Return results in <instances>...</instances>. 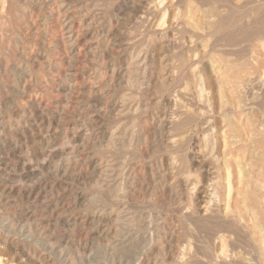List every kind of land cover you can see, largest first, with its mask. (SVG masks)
Here are the masks:
<instances>
[{
    "label": "rangeland",
    "instance_id": "obj_1",
    "mask_svg": "<svg viewBox=\"0 0 264 264\" xmlns=\"http://www.w3.org/2000/svg\"><path fill=\"white\" fill-rule=\"evenodd\" d=\"M34 1L31 3L29 1L25 2V0L19 1V4L22 7H26L32 11L33 15L27 16L28 18L26 16H23V13L18 12L17 7H15V4L18 3V1L8 0L6 4L8 12L10 11V16L6 18V20H8L10 26H8V22L6 21V30L8 31L4 33L3 43H0V125H5V123L10 122L11 129L8 128L9 131H7V133L3 137V143L1 144L3 149L5 142L9 143L10 141H14L21 146V150H19V152L17 151V153L14 155L12 154L13 152L10 149H4V153L5 155H7L5 157L10 159L11 161L14 160V163L16 162L18 164L17 166L19 167L14 169V166H10V163L7 166L8 168L2 167L4 170L1 169V176L3 178H0V183L3 182L4 179H9V181H11L12 183L18 182L20 176L23 174L21 167L23 168V165L27 160L26 158H28L31 163H29V161L27 160V164H29L31 168H34V166L36 168H32L33 170H35L34 174L24 178L23 181L28 182L32 180L36 184H48L49 188L46 191L40 192L37 188L35 196L38 194L41 195V199L39 200L41 203L39 201H35V218L27 224V221L24 220L25 222L23 224H26L29 227L33 228V232L36 233V238L41 236V232H43L44 229H48L46 230V232H48V235L54 233L58 238H63L64 240H67V238L69 239L70 237V243L69 246L65 249L64 255L60 258L55 254H51L50 252L39 248V246L34 247L33 249L39 251V254L41 252L44 257L46 256L47 261H49L51 264H68V262L69 264H176L173 263V261L175 260L173 254L177 250V248H181L182 244L183 246L188 247L190 246V243H193L192 246L194 251L192 250V252H188L189 254H187L185 258L188 261H196L200 259L206 260L205 256L207 255V250L209 247H212L217 251L220 249V246L217 247V243L215 244V239L219 235L225 233L227 235L230 234V238H232V240H235L236 238L235 234L232 233L231 229L226 226L227 224H225V220L227 221L228 217L235 219L237 216V214H235L236 216L234 215L235 210H232L234 211L233 214L231 212L232 215H230V213L229 215L224 214L227 213V211L231 210L230 208L226 211L224 210V208H222L223 205L224 207L226 205L224 202L227 203L228 199H225L226 201L223 199L228 197L227 193H220L221 196L219 195V202H210V208L212 207L211 211H214V216H216L217 219L211 218V215H209V217L203 216V214L200 212L201 208L198 205L199 191L201 190V188L211 185L210 182L220 183L221 188H224L220 190V192H227L224 183L228 178L227 171L229 172V170L226 169L229 167L231 170L230 176H232L230 177V179L232 178L230 180L232 182L230 183H232L231 185L234 189V191L232 189V193L230 196L231 200L229 201V203L231 206L234 200H237L241 203L240 204L238 202L239 205H237L235 201L233 205L235 204L234 206L239 208V210L238 208H236V212H241L240 214H238L237 219H241V221H239L241 223H244L240 224L237 219L235 220L244 228L245 236H249L248 238H250L252 242L257 240L256 244L258 243L259 246H263L261 247L260 251L263 257L264 38L253 40L255 36V30L251 31L250 29H247L248 27L246 26L245 28H240V25L243 21L245 22L244 24H246V21L248 22L252 16H255V12H253V15L252 11H248L249 15H245L243 21H239V15L233 16L232 18H230L232 21V25L225 26L226 29L224 32L219 34L220 36H210L208 35V33L210 32L209 30H211V28H209L211 19H219L221 11V16H225V10L223 8H220V4L218 2H214L213 5L209 4L208 6H203V4L205 3L204 0H181L182 3L180 2V0H172L173 2L170 0L172 2V6L170 3H168L169 0H166L165 2H162L164 0H161V2L160 0H158V4H156L157 0H155V5L154 0H146L142 3L139 2V0L136 3H133V0ZM130 1H132V4L130 3ZM150 2L153 3L148 4ZM49 4L52 7L49 6ZM60 4L61 8L59 6ZM105 4L107 6H105ZM144 4L145 6H147L146 9ZM152 5H154L155 7H153ZM167 5H170V8H168ZM201 5L203 6L202 10H200ZM49 7H51V9L53 10H51ZM62 7H64V10L62 9ZM152 7L153 9L156 8V13L150 12L149 9H152ZM208 8L209 11L211 10L210 12H208ZM216 8L220 9L217 10ZM159 10L162 13H159ZM179 10H183V16L180 15L181 17H175L176 19L173 18V15L177 14L176 16H178ZM65 11H70L68 17L65 16ZM145 11L147 12L145 13ZM50 12L52 15L50 14ZM207 12L210 14L207 15ZM154 13L155 16H153ZM164 14L167 17H165ZM19 15H21L22 18ZM94 17L96 18L94 19ZM205 17H210L211 19L209 18V20ZM183 18L187 21L188 24L183 20ZM202 18L204 22L200 20ZM44 19H46V21ZM195 19H198L199 22H197V20ZM25 20L27 21L25 22ZM181 20L183 23L185 22L184 24H186V26H192H187L188 28L184 26V28L181 29ZM205 20H208L209 24L208 21L207 24H205ZM158 21L161 23V25ZM144 22L146 25L144 24ZM176 23H178V27ZM25 24L27 26H25ZM193 24L197 26L202 25L201 27L204 26V30L199 27H197L198 29L196 30V27ZM207 25L209 29L207 28ZM261 25L262 24H260V27H262ZM149 26L151 27L149 28ZM9 27H11V29ZM191 28H193L192 31ZM69 29L72 31L71 33H73V40H77L73 49L69 48V46L65 47L66 44L68 45V40L71 35L68 31ZM245 29L247 30V32ZM236 30H239L238 33H235L237 32ZM205 31L207 32L206 34H201V32ZM261 33H264V31H262ZM198 35L202 36V39L196 41L195 36ZM245 35H248L249 38ZM225 36V42L227 43V45L225 42L224 44L226 46H222V42H218V44L220 43L222 49L225 48L224 52H226L227 54H220V52H218L216 49V52L213 51L212 53H210V48H212L213 44L217 42L218 38ZM232 36L234 37L232 38ZM170 40H173L174 42ZM190 40L191 42H189ZM250 41H253V44ZM54 43H58L56 45H60V47L54 45ZM190 43H192V45L194 46L189 45ZM205 43L208 45V47ZM41 44L43 45L41 46ZM187 44L189 46H187L186 48ZM26 45L28 48L26 47ZM33 46L35 48H33ZM24 47L27 48L26 51ZM202 47H205L206 49H203ZM221 47H217V49ZM55 51H57V53H52ZM106 51L107 53H109L108 55ZM245 51L247 53H245ZM201 52L202 56L200 57ZM190 55L191 58L189 57ZM211 57L212 60H215L217 62H211L212 60H209L211 59ZM182 58L183 60L185 58L187 60L185 59L186 61L184 60V62ZM33 59L34 62L32 61ZM195 59H197V61ZM219 59H221V63L218 61ZM206 60H208V62ZM180 61L182 64L180 63ZM20 63H25L24 65L29 67V71L26 73V75L15 73L13 71L15 67L19 66ZM46 63H49L51 65L47 67ZM241 63L243 66L241 65ZM127 64L128 66L131 65V67H127ZM214 64L219 66H214ZM237 64L241 67L242 71L240 70V67H237ZM231 65L234 66L231 67ZM195 66H197L198 71L195 70ZM112 67H114L113 70L117 71L118 74H116L114 78H109L112 72ZM234 67L237 69H235ZM192 68L196 72H190ZM230 68L233 71H231ZM126 69L128 70L126 71ZM174 69L176 72H174ZM56 70L58 71V73ZM188 71L191 74H189ZM235 71L238 73H236ZM243 71L246 72L244 73ZM242 72L244 74H242ZM200 73L203 75L205 83H201L198 77V74ZM170 74L172 75L170 76ZM227 74L229 78H232L236 82H234L233 80L232 82H230L231 80L226 76ZM246 75H248L249 77ZM220 76L222 77V79ZM192 77L195 79H193ZM196 78L198 83L196 81ZM218 78L219 80H217ZM238 78L239 80H241L239 81ZM108 80L110 81L108 82ZM7 85L9 86L7 87ZM17 85L21 92H23L22 90L26 88L25 92L27 95H16L13 90L14 87H17ZM202 85L205 87L203 88V100L206 99L205 103L207 102V115L209 116L210 121L212 120V125L214 124L212 127V129H214L210 130L209 132L205 129V127L203 128V125L199 120L197 121L198 115H196L195 113L198 112L197 101L200 98L199 96L197 98V96L192 95L194 91L199 92V90L202 89ZM222 85L223 87H221ZM219 86L222 88L223 92H226V95L224 93L223 96L222 92V97L225 98V101L222 100V104L218 106L216 100V89ZM184 87H187L189 89ZM182 89H187L184 96H181ZM30 94L33 95L31 96ZM127 94H132L134 102L136 105H138V107H135L133 110H131L132 112L126 111L124 113H121L120 108V110H115L116 103L118 105L121 97ZM208 96L214 98V103L212 104L213 107H211V101ZM189 98L192 101L189 100ZM173 100L177 103H174ZM183 101H185V103ZM168 103L169 106L167 105ZM178 103L179 105H183L179 107ZM192 104L195 106H193ZM208 104L210 105V107ZM226 104L227 107L225 106ZM62 106H65V108L68 109L64 110ZM174 108L176 109L175 111ZM187 108L191 110L189 111ZM193 108L197 111H195ZM224 108L226 109L222 111V109ZM24 110L26 111L23 113ZM178 112H180V114ZM181 115H183L182 118ZM223 117L225 118V120ZM165 118L167 120H165ZM56 119L59 121V123ZM188 120L190 122L192 120V123L190 124ZM169 121H171V123H169ZM177 121H179V123ZM180 122L184 125H182ZM186 122L188 125L186 124ZM160 123L162 124L160 125ZM179 124L182 126H180ZM164 125L167 127L169 125V128L164 127ZM193 125L196 130L193 129ZM225 126L227 127L225 128ZM176 127L178 129H176ZM181 127L184 130L181 129ZM202 128L203 130H201ZM220 128L222 129L221 131ZM178 130L179 132L177 133ZM223 130H225V132H223ZM52 132L54 133V139L52 138ZM114 133H118V135H115ZM205 133H207L206 137L208 136V134L209 137L202 140L201 138L205 137ZM219 134L221 135L219 136ZM183 135H185L186 139H188L183 144L179 145L178 140L183 138L181 137ZM216 135L222 139L226 137V139L228 138V141L225 142V140L223 139L224 143H222L221 141L223 140L217 138ZM46 136H50V139ZM121 136L124 138H122ZM211 136L213 137L211 138ZM78 137H80V139H78ZM69 138L72 139V141L69 140ZM172 138H174V140ZM46 139L48 142L46 141ZM207 139L213 140L208 142ZM204 140H206L207 142H205ZM174 142H176V145H174ZM46 143H51L52 146H50L49 144L46 146ZM167 143L169 145H167ZM205 143H207V145L204 148L203 145ZM213 143H215L214 145L216 148L212 146ZM43 144L45 145V147ZM208 144L213 147L212 150L216 149V151H212L210 148L211 146ZM225 144H227V146ZM222 145L226 146L227 148L224 147L225 150H221V148L223 147L220 146ZM199 146H201L202 149ZM50 147L52 149H50ZM171 148L173 149L171 150ZM203 148H207L205 150L207 154H205ZM209 148L211 151L209 150ZM221 151H225L222 154L226 156V159L225 157L220 158L222 155ZM211 152H213L214 154H212ZM207 155L209 158L207 157ZM71 156H76L78 158L79 165H73V167H71L73 168V176L68 175L67 177H63L62 175H59L57 173V168L61 166L62 160H66ZM91 157H95L96 162L97 160H99V164L100 162H104L105 164L112 163L115 158L117 161H127L130 165H132L131 167H129L128 172L131 177H122V180L124 179L122 187H114L107 190L106 188L102 187V182L100 181V179H98L97 176L95 177L94 175H92L93 165H91ZM223 158L224 160H228L226 161V163L228 162V166L224 165L225 161L223 160ZM213 159H215L214 162ZM171 160L174 161V169L169 165ZM217 160L219 161V164L216 162ZM167 165L169 166L168 169H166ZM11 169L14 172L11 171ZM218 170L220 171V174ZM213 171L215 172L213 173ZM223 171L226 173H224ZM185 172L186 174H184ZM171 173L172 175H170ZM218 175L220 176L218 177ZM69 177L71 178V180ZM212 178L216 179H214L215 182H213ZM219 179L221 180L218 181ZM185 180H188L189 182L185 183ZM205 182H207V184ZM180 183L184 185L182 186ZM60 188H62L64 191ZM49 189L50 191L53 190L51 191L52 193H49ZM191 190L194 192V194H192ZM187 192H190L191 194ZM125 194L127 195L128 199L126 198L124 200L123 198L120 205L121 209L117 210L118 206L116 199L118 195L122 196ZM187 194L190 195L187 196ZM224 195L227 197H225ZM93 198H95V200H93ZM33 201L34 199L31 200V202ZM36 202L38 204H36ZM26 203V200L19 201L17 204L19 207L18 209H21V206ZM219 203H222L223 205H219ZM212 204H214L215 206ZM239 206H242L241 208L243 213L240 210ZM233 209L235 208L233 207ZM86 210H94L95 212L98 211V214L99 212L110 213L115 211L117 215L119 214L125 221H123L122 219V222L119 220L118 223H115V218H113V220H108L107 218H105L95 222L91 226H84L81 229L80 234L78 235L77 232H73L71 228H66L63 224H59L58 222L59 218H68L71 214H73V212H78L77 214L81 215L80 217L83 218V213H85ZM188 211L190 214L194 215L192 216V219L186 218L187 215H190L189 213H187ZM222 211H224V213ZM128 218H131L132 220H129ZM190 220L192 222H188ZM260 221H262L263 223ZM246 225L248 226L247 228L245 227ZM17 230L13 234L16 238H19V231L21 229L19 228L18 232ZM109 230L113 232L117 231L119 237L117 235L116 241L118 243L119 240L123 238L122 236H127V234L129 236L131 235V233H135L136 239L134 242L132 241L130 243L129 247H126V250H124V248L122 247L112 250V245L110 244V242L113 235L109 237ZM257 230L261 232L263 231V235L261 236V232H258ZM148 233H152L153 236H155L153 242L145 240V236ZM231 234L234 235L231 236ZM200 236L202 237L200 238ZM176 237L177 239H175ZM257 237L259 239H257ZM178 238H182L184 243ZM253 238L255 239L253 240ZM179 240L181 243L179 242ZM116 241L115 243H117ZM109 244L111 245V247L109 246ZM112 244H114V242ZM176 244L179 247L175 246ZM255 246L259 247L258 245ZM258 249H260V247ZM239 250H241L240 256H242V258L244 256L248 257L246 256L248 255V253L246 252L247 250H245L243 246L240 247ZM53 255L56 258H54ZM87 255H91L89 259H87ZM215 263L216 262L214 261L213 264ZM24 264L34 263L24 262Z\"/></svg>",
    "mask_w": 264,
    "mask_h": 264
},
{
    "label": "bare ground",
    "instance_id": "obj_2",
    "mask_svg": "<svg viewBox=\"0 0 264 264\" xmlns=\"http://www.w3.org/2000/svg\"><path fill=\"white\" fill-rule=\"evenodd\" d=\"M13 1V0H12ZM16 1H18V3H16L15 4V7H17V10H18V12H21V13H23L24 15L23 16H32L33 15V13H32V11L30 10V9H28V8H26V7H22L20 4H19V1L20 0H16ZM23 1V0H22ZM26 1H29L30 3L31 2H33L34 0H25V2ZM46 1V0H45ZM143 1H146V0H139V2H143ZM153 1V0H152ZM166 0H164V1H162V2H165ZM172 1V0H171ZM170 0H169V2L168 3H172ZM177 1V0H176ZM200 1V0H199ZM205 1V3L203 4V6H208L209 4L211 5H213L214 4V2H218L219 4H220V8H223L225 11V16H221V12H220V17H219V19H217V20H214V19H211L210 17V19H211V24H209V21H208V24L210 25V27L209 28H211V30H209L210 32L208 33V35H210V36H214V35H219V34H221L222 32H224L225 31V26H230V25H232V21H231V19L230 18H232L233 16H237V15H239L238 17H239V21H243V18H244V16L245 15H249L248 14V11H252V13L253 12H255V16H252L250 19H249V21L247 22L246 20V24H244L245 22L243 21L242 23H241V25H240V28H245V26L246 27H248L247 29H250L251 31L253 30H255L254 32V34H255V36H254V38H253V40H259L260 38H264L263 36H264V33H261L262 31H264V0H204ZM7 2H8V0H0V43H3V37H4V33L6 32V31H8V30H6V25L8 24V26H10V24H9V22H8V20H6V18H8L9 16H10V11L8 12V10H7V7H6V4H7ZM35 2V1H34ZM127 2V1H126ZM132 1H130V3H131ZM136 2H138V0H133V3H136ZM155 0H154V5H155ZM160 2H161V0H160ZM159 2V3H160ZM180 2H181V0H180ZM129 3V2H128ZM153 3V2H152ZM151 2L150 3H148V4H152ZM167 3V4H168ZM182 3V2H181ZM202 3V2H201ZM47 4V3H46ZM50 4H53V3H50ZM49 4V6H51ZM55 4V3H54ZM127 4V3H126ZM132 4V3H131ZM131 4H130V6H131ZM156 4H158V0H157V2H156ZM26 5V4H25ZM92 5H94V4H92ZM134 5H136V4H134ZM154 5H152L153 7H155ZM161 5H162V3H161ZM172 5V4H171ZM177 5V4H176ZM60 6V8H61V4L59 5ZM63 6V5H62ZM68 6H70V5H68ZM104 6V5H103ZM105 6H107L106 4H105ZM133 6V5H132ZM144 6H145V4H144ZM164 6H165V4H164ZM168 6V8H170V5H167ZM173 6V5H172ZM199 6V5H198ZM203 6L201 5V9L200 10H202V8H203ZM47 7V6H46ZM52 7V6H51ZM51 7H49L50 9H51ZM136 7V6H135ZM140 7V6H139ZM139 7H137V8H139ZM149 7V6H148ZM151 7V6H150ZM153 7H152V9H149L150 10V12H155V9L157 8V6H156V8L155 9H153ZM163 7V6H162ZM161 7V8H162ZM217 7V6H216ZM34 8V7H33ZM59 8V7H58ZM64 7H62V9H63ZM67 8V7H66ZM65 8V9H66ZM104 8V7H103ZM144 8V7H143ZM147 8V6H145V9ZM173 8V7H172ZM179 8V7H178ZM219 8V9H220ZM40 9H42V8H40ZM89 9H90V7H89ZM174 9V8H173ZM181 9V8H180ZM217 9V8H216ZM219 9H217V10H219ZM51 10H53V9H51ZM64 10V9H63ZM71 10H72V8H71ZM70 10V11H71ZM149 10H148V12H149ZM153 10V11H152ZM166 10H167V8H166ZM169 10V9H168ZM175 10V9H174ZM178 10V9H177ZM203 10H205V9H203ZM40 11V10H39ZM38 11V12H39ZM45 11H47V10H45ZM70 11H65V16L66 17H68L69 16V14H70ZM89 11V10H88ZM160 11V10H159ZM183 11V10H182ZM182 11H180L179 10V14H178V16H176L177 14V11H176V13H174V14H176V15H173L174 17L173 18H175V17H181L180 15H182L183 16V12ZM211 11V10H210ZM209 11V8H208V12H210ZM41 12V11H40ZM147 11H145V13H146ZM157 12V11H156ZM155 12V13H156ZM165 12V11H164ZM175 12V11H174ZM205 12V11H204ZM207 12V15H209L210 13H208ZM48 13V12H47ZM155 13H154V15L153 16H155ZM159 13H162L161 11L159 12ZM167 13V12H166ZM183 13V14H182ZM203 13V12H202ZM201 13V14H202ZM45 14V13H44ZM50 14H51V12H50ZM54 14V13H53ZM34 15H35V13H34ZM40 15V14H39ZM41 15H42V13H41ZM52 15V14H51ZM165 15V14H164ZM168 15H170V14H168ZM185 15H186V13H185ZM204 15V14H203ZM206 15V14H205ZM212 15V14H211ZM251 15V14H250ZM253 15H254V13H253ZM19 16H21V15H19ZM44 16V15H43ZM64 16V17H65ZM81 16V15H80ZM83 16V15H82ZM86 16V15H85ZM159 16H161V15H159ZM38 17H40V16H38ZM48 17V16H47ZM100 17V16H99ZM142 17V16H141ZM141 17H139V18H141ZM165 17H167L166 15H165ZM185 17H187V16H185ZM199 17V16H198ZM204 17V16H203ZM212 17V16H211ZM20 18V17H19ZM21 18H22V16H21ZM28 18V17H27ZM71 18V17H70ZM96 17H94V19H95ZM98 18V17H97ZM149 18H151V17H149ZM162 18H164V17H162ZM173 18H172V20H173ZM197 18V17H196ZM206 18V17H205ZM204 18V19H205ZM208 18V17H207ZM206 18V19H207ZM208 18V19H209ZM41 19H42V17H41ZM159 19H161V18H159ZM176 19V18H175ZM174 19V20H175ZM209 19V20H210ZM236 19V18H235ZM23 20H24V18H23ZM45 21H46V19H44ZM51 20V19H50ZM141 20H143V19H141ZM157 20V19H156ZM183 20H184V18H183ZM195 20H197V22H199L198 21V19H195ZM201 21H203V18L202 19H200ZM6 21L8 22L7 24H6ZM27 20H25V22H26ZM100 21V20H99ZM147 21V20H146ZM160 21V20H159ZM158 21V22H159ZM162 21H164V20H162ZM186 23H187V21L186 20H184ZM206 21V20H205ZM207 21H206V23L205 24H207ZM179 22V21H178ZM184 22V23H185ZM204 22V21H203ZM22 23V22H21ZM24 23V22H23ZM29 23V22H28ZM100 23V22H99ZM147 23V22H146ZM153 23H154V21H153ZM156 23V22H155ZM172 23V22H171ZM180 23V22H179ZM183 22H182V20H181V29L182 28H184V26H186V24H184ZM196 23V22H195ZM27 24V23H26ZM25 24V26H27ZM32 24V23H31ZM144 24H145V22H144ZM143 24V25H144ZM157 24V23H156ZM156 24H154V25H156ZM159 24L161 25V23L159 22ZM178 23H176V25H177ZM188 24V23H187ZM201 24V23H200ZM202 24H204V23H202ZM260 24H262L261 26L262 27H260ZM64 25H66V24H64ZM86 25V24H85ZM146 25V24H145ZM170 25V24H169ZM193 25H195V24H193ZM7 26V27H8ZM29 26V25H28ZM42 26V25H41ZM151 26H152V24H151ZM151 26H149V28L151 27ZM158 26V25H157ZM157 26H155V27H157ZM163 26V25H162ZM187 26H189V25H187ZM186 26V28H188ZM192 26V25H191ZM191 26H189V27H191ZM202 26V25H201ZM201 26H197V25H195V27H196V30L198 29L197 27H199V28H204V26L203 27H201ZM206 26V25H205ZM31 27V26H30ZM33 27V26H32ZM144 27V26H143ZM147 27V26H146ZM177 27H178V25H177ZM194 27V26H193ZM257 27H259V28H257ZM10 29H11V27H9ZM29 28V27H28ZM47 28V27H46ZM66 28V27H65ZM86 28V27H85ZM207 28H208V25H207ZM208 28V29H209ZM228 28V27H227ZM8 29V28H7ZM33 29V28H32ZM45 29V28H44ZM154 29V28H153ZM152 29V30H153ZM201 29V30H202ZM28 30H30V29H28ZM46 30V29H45ZM193 30V28H191V31ZM195 30V29H194ZM204 30V29H203ZM206 30V29H205ZM246 30V29H245ZM262 30V31H261ZM47 31V30H46ZM69 32H70V37H69V40H68V45L66 44V46L65 47H67V46H69V48H71V49H73L74 48V46H75V44H76V42H77V40H73V33H71L72 31L69 29L68 30ZM199 31V30H198ZM197 31V32H198ZM208 31V30H207ZM237 31V30H236ZM239 31V30H238ZM238 31L237 32H235V33H238ZM196 32V31H195ZM241 32V31H240ZM246 32H247V30H246ZM202 33H207L206 31L205 32H201V34ZM232 33V32H231ZM245 33V32H244ZM223 34H225V33H223ZM247 34V33H246ZM250 34H252V33H250ZM253 34V35H254ZM7 35H8V33H7ZM236 35V34H235ZM241 35V34H240ZM248 35H249V31H248ZM248 35H245L246 37L248 36ZM95 36V35H94ZM100 36V35H99ZM160 36V35H159ZM220 36V35H219ZM31 37V36H30ZM75 37V36H74ZM138 37V36H137ZM164 37V36H163ZM196 37V41H199L200 39H202V36H200V35H198V36H195ZM234 36H232V38H233ZM236 37V36H235ZM15 38V37H14ZM78 38V37H77ZM244 38V37H243ZM248 38H249V36H248ZM28 39V38H27ZM64 39V38H63ZM79 39V38H78ZM175 39V38H174ZM173 39V40H174ZM209 39H211V38H209ZM237 39V38H236ZM247 39V38H246ZM19 40V39H18ZM17 40V41H18ZM31 40H32V38H31ZM62 40V39H61ZM173 40H170V41H172V42H174ZM214 40V39H213ZM225 40H226V36L225 37H219L218 38V40H217V42L215 43V44H213V46H212V48H210V50H209V52L210 53H212L213 51H215V49L218 51V52H220V54L222 53V54H224V53H226V52H224V49L225 48H223L222 49V47H221V45L222 46H226L227 45V43L225 42ZM233 40V39H232ZM239 40V39H238ZM242 40V39H241ZM56 41V40H55ZM203 41V40H202ZM215 41V40H214ZM235 41V40H234ZM245 41H247V40H245ZM45 42V41H44ZM59 42V41H58ZM177 42V41H176ZM189 42H191V40L189 41ZM218 42H222V44L220 45V43L218 44ZM224 42L226 43V45L224 44ZM238 42V41H237ZM243 42V41H242ZM251 42V41H250ZM253 42V41H252ZM251 42V43H252ZM258 42V41H257ZM17 43V42H16ZM65 43H66V41H65ZM203 43V42H202ZM210 43V42H209ZM245 43V42H244ZM6 44V43H5ZM23 44V43H22ZM56 44H58V43H54V45H56ZM171 44V43H170ZM206 44V43H205ZM204 44V45H205ZM229 44V43H228ZM237 44V43H236ZM235 44V45H236ZM247 44V43H246ZM250 44V43H249ZM253 44V43H252ZM7 45V44H6ZM21 45V44H20ZM29 45V44H28ZM43 44H41V46H42ZM53 45V46H54ZM185 45V44H184ZM183 45V46H184ZM189 45H192V43H190ZM188 44L186 45V48H187V46H189ZM230 45V44H229ZM238 45V44H237ZM23 46H25V45H23ZM56 46H59L60 47V45H56ZM139 46V45H138ZM183 46H182V48H183ZM192 46H194V45H192ZM206 46L208 47V45L206 44ZM26 47H27V45H26ZM63 47V46H62ZM217 47H221V48H218L217 49ZM230 47V46H229ZM4 48H5V46H4ZM19 48V47H18ZM28 48V47H27ZM27 48H25L24 47V49H25V51H26V49ZM33 48H35L34 46H33ZM64 48V47H63ZM137 48V47H136ZM203 48V47H202ZM233 48V47H232ZM242 48V47H241ZM246 48V47H245ZM50 49V48H49ZM200 49H201V47H200ZM203 49H206L205 47L203 48ZM228 49V48H227ZM32 50V49H31ZM30 50V51H31ZM56 50V49H55ZM59 50V49H58ZM184 50H185V48H184ZM187 50V49H186ZM208 50V49H207ZM229 50V49H228ZM241 50V49H240ZM20 51V50H19ZM28 51V50H27ZM50 51V50H49ZM54 51V50H53ZM188 51V50H187ZM201 51V50H200ZM205 51V50H204ZM243 51H244V49H243ZM249 51H251V50H249ZM184 52V51H183ZM203 52V51H202ZM202 52L199 54L200 55V57L202 56ZM216 52V51H215ZM229 52V51H228ZM231 52V51H230ZM236 52H237V49H236ZM26 53V52H25ZM28 53H30V52H28ZM52 53H57V51H55V52H52ZM51 53V54H52ZM59 53V52H58ZM73 53V52H72ZM106 53H107V51H106ZM205 53V52H204ZM239 53V52H238ZM244 53V52H243ZM245 53H247L246 51H245ZM244 53V54H245ZM27 54V53H26ZM109 53H107V55H108ZM141 54V53H140ZM183 54V53H182ZM185 54V53H184ZM209 54V53H208ZM207 54V55H208ZM215 54V53H214ZM227 54V53H226ZM205 55V54H204ZM203 55V56H204ZM210 55H212V54H210ZM232 55V54H231ZM240 55V54H239ZM238 55V56H239ZM247 55V54H246ZM9 56V55H8ZM29 56V55H28ZM44 56V55H43ZM139 56V55H138ZM186 56V55H185ZM195 56V55H194ZM222 56V55H221ZM226 56V55H225ZM233 56H234V54H233ZM26 57V56H25ZM110 57V56H109ZM190 58H191V55L189 56ZM199 57V58H200ZM27 58V57H26ZM145 58V57H144ZM187 58V57H186ZM185 58V59H186ZM194 58H196V57H194ZM210 58V57H209ZM215 58V57H214ZM213 58V59H214ZM221 58V57H220ZM223 58V57H222ZM233 58V57H232ZM235 58V57H234ZM146 59V58H145ZM184 59V60H185ZM188 59V58H187ZM186 59V60H187ZM41 60V59H40ZM178 60V59H177ZM182 60H183V58H182ZM183 60V61H184ZM185 60V61H186ZM196 61H197V59H195ZM194 60V61H195ZM203 60V59H202ZM209 60H212V57H211V59H209ZM223 60H224V58H223ZM228 60V59H227ZM33 62H34V59L32 60ZM144 61V60H143ZM142 61V62H143ZM184 61V62H185ZM207 62H208V60H206ZM219 62L221 61V59H219L218 60ZM225 61V60H224ZM38 62V61H37ZM46 62H47V60H46ZM179 62V61H178ZM211 62H217V61H215V60H212ZM232 62H234V61H232ZM180 63H181V61H180ZM194 63V62H193ZM204 63V62H203ZM221 63V62H220ZM226 63V62H225ZM25 64V63H24ZM24 64H22V63H20L19 64V66H17V67H15V69L13 70L15 73H21V74H23V75H26V73L29 71V67L28 66H26V65H24ZM129 64V63H128ZM128 64H127V67H131V65H129L128 66ZM182 64V63H181ZM210 64V63H209ZM234 64V63H233ZM252 64V63H251ZM45 65V64H44ZM46 65H47V67L49 66V65H51V64H49V63H46ZM126 65V64H125ZM136 65H137V63H136ZM196 65V64H195ZM206 65V64H205ZM216 64H214V66H215ZM236 65V64H235ZM238 65V64H237ZM241 65H242V63H241ZM245 65H247V64H245ZM253 65V64H252ZM16 66V65H15ZM110 66H111V64H110ZM114 66V65H113ZM117 66V65H116ZM134 66V65H133ZM145 66V65H144ZM143 66V67H144ZM204 66V65H203ZM212 66H213V63H212ZM211 66V67H212ZM216 66H219V65H216ZM228 66H229V62H228ZM234 66V65H233ZM232 65H231V67H233ZM243 66V65H242ZM60 67V66H59ZM126 67V68H127ZM129 67V68H130ZM196 67V69L195 70H197V66H195ZM205 67V66H204ZM236 67V66H235ZM234 67V68H235ZM238 68L240 67L239 65L237 66ZM249 67V66H248ZM250 67H252V66H250ZM56 68V67H55ZM58 68V67H57ZM121 68V67H120ZM184 68V67H183ZM209 68V67H208ZM213 68H215V67H213ZM224 68V67H223ZM244 68V67H243ZM114 69V67H112V72H111V74H110V77L109 78H114L115 76H116V74H118V72L117 71H114L113 70ZM137 69H138V67H137ZM210 69V68H209ZM221 69V68H220ZM225 69V68H224ZM223 69V70H224ZM235 69H237V68H235ZM246 69V68H245ZM248 69V68H247ZM254 69V68H253ZM52 70V69H51ZM120 70V69H119ZM128 69H126V71H127ZM133 70V69H132ZM140 70V69H139ZM177 70V69H176ZM181 70V69H180ZM190 70V69H189ZM193 70V71H192ZM192 70L190 71V72H196V71H194V69L192 68ZM201 70V69H200ZM213 70V69H212ZM215 70V69H214ZM226 70V69H225ZM230 70H231V68H230ZM240 70L242 71V69H241V67H240ZM244 70V69H243ZM49 71V70H48ZM48 71H47V74H48ZM57 71V70H56ZM182 71V70H181ZM185 71V70H184ZM198 71V70H197ZM217 71V70H216ZM227 71V70H226ZM231 71H233V70H231ZM238 71V70H237ZM241 71H239V72H241ZM174 72H176L175 71V69H174ZM178 72V71H177ZM189 72V71H188ZM189 72V74H191ZM201 72V71H200ZM212 72V71H211ZM220 72V71H219ZM236 72V71H235ZM244 72V71H243ZM242 72V74H244ZM2 73V72H1ZM13 73V72H12ZM57 73H58V71H57ZM128 73V72H127ZM169 73V72H168ZM192 73V74H193ZM203 73V72H202ZM214 73V72H213ZM225 73H227V72H225ZM234 73V72H233ZM236 73H238V72H236ZM235 73V74H236ZM52 74V73H51ZM124 74V73H123ZM172 74H174V73H172ZM172 74H170V76L172 75ZM230 74V73H229ZM241 74V75H242ZM186 75V74H185ZM185 75H184V77H185ZM238 75V74H237ZM240 75V74H239ZM18 76V75H17ZM123 76V75H122ZM168 76H169V74H168ZM174 76V75H173ZM190 76H192V75H190ZM194 76V75H193ZM222 76H223V74H222ZM227 77H228V74L226 75ZM246 76H248V75H246ZM71 77V76H70ZM175 77V76H174ZM198 77H199V79H200V81H201V83L202 82H204V77H203V75L200 73V74H198ZM197 77V78H198ZM221 77V76H220ZM249 77V76H248ZM108 78V77H107ZM118 78V77H117ZM122 78V77H121ZM171 78V77H170ZM193 78V77H192ZM197 78H196V81H197ZM229 78V77H228ZM240 78V77H239ZM239 78H238V80H239ZM69 79V78H68ZM193 79H195V78H193ZM221 79H222V77H221ZM231 81L230 82H232V78H229ZM53 80V79H52ZM119 80V79H118ZM170 80V79H169ZM190 80V79H189ZM217 80H219V78L217 79ZM241 80V79H240ZM239 80V81H240ZM17 81V80H16ZM51 81V80H50ZM67 81V80H66ZM110 80H108V82H109ZM171 81V80H170ZM195 81V82H196ZM213 81V80H212ZM227 81V80H226ZM234 81V80H233ZM238 81V82H239ZM4 82V81H3ZM20 82H21V80H20ZM117 82V81H116ZM188 82V81H187ZM194 82V83H195ZM234 82H236V81H234ZM197 83H198V81H197ZM205 83V82H204ZM223 83V82H222ZM226 83V82H225ZM225 83H224V85H225ZM240 83V82H239ZM252 83V82H251ZM256 83V82H255ZM22 84V83H21ZM62 84V83H61ZM187 84V83H186ZM15 85V84H14ZM30 85V84H29ZM199 85H201V84H199ZM206 85V84H205ZM214 85V84H213ZM228 85H229V83H228ZM234 85H237V84H234ZM3 86V85H2ZM9 85H7V87H8ZM12 86V85H11ZM24 86V85H23ZM23 86H21V87H23ZM218 86V85H217ZM258 86V85H257ZM0 87H1V84H0ZM13 87V86H12ZM11 87V88H12ZM33 87V86H32ZM180 87V86H179ZM188 87V86H187ZM187 87H184V88H187ZM191 87V86H190ZM198 87V86H197ZM202 87V89H200L199 90V92L198 91H194V93L192 94L193 96H197V98H198V96H199V98L200 99H198V112H196L195 114L196 115H198V118H197V121L199 120L200 122H201V124L203 125V128L205 127V129L209 132L210 130H213L212 129V127H213V125H212V120L210 121V118H209V116L207 115L208 113H207V111H206V109H207V106H206V104H207V102L205 103V101H206V99H204L203 100V88H205L203 85L201 86ZM207 87V86H206ZM221 87H223V85L221 86ZM220 86L216 89L217 90V103H218V106L219 105H221L222 104V100L223 101H225L224 99V97H222V88H221ZM256 87V86H255ZM10 88V89H11ZM29 88V87H28ZM71 88V87H70ZM70 88H69V91H70ZM73 88V87H72ZM181 88H182V85H181ZM195 88H196V86H195ZM194 88V89H195ZM200 88V87H199ZM216 88V87H215ZM26 89V88H25ZM25 89H23L22 91L23 92H21L20 90H19V87H18V85H17V87H14V90H13V92L16 94V95H19V96H21V94H26V92H25ZM106 89V88H105ZM187 89H189V88H187ZM187 89H182L181 90V96H184V94H185V91L187 90ZM212 89H213V86H212ZM28 90V89H27ZM31 90V89H30ZM191 90V89H190ZM215 90V89H214ZM71 91H72V89H71ZM107 91V90H106ZM2 92V91H1ZM102 92H103V90H102ZM108 92V91H107ZM191 92V91H190ZM210 92V91H209ZM224 93H225V95H226V92H223V96H224ZM263 93V92H262ZM69 94H70V92H69ZM107 94V93H106ZM253 94V93H252ZM257 94V93H256ZM27 95V94H26ZM31 95V94H30ZM33 95V94H32ZM31 95V96H32ZM103 95V94H102ZM189 95V94H188ZM190 95H191V93H190ZM18 96V97H19ZM104 96V95H103ZM206 96H207V94H206ZM27 97V96H26ZM186 97V96H185ZM105 98V97H104ZM172 98V97H171ZM204 98H205V95H204ZM208 98H210V101H211V107H213L212 106V104L214 103L213 102V100H214V98H212V97H209L208 96ZM223 98V99H222ZM178 99V98H177ZM202 99V100H201ZM228 99V98H227ZM17 100V99H16ZM15 100V101H16ZM167 100V99H166ZM169 100V99H168ZM189 100H191L190 98H189ZM215 100V101H216ZM230 100V99H229ZM10 101V100H9ZM14 101V102H15ZM180 101V100H179ZM192 101V100H191ZM232 101V100H231ZM231 101H230V103H231ZM69 102V101H68ZM67 102V103H68ZM118 102V101H117ZM171 102V101H170ZM173 102H174V100H173ZM172 102V103H173ZM184 103H185V101H183ZM195 102V101H194ZM262 102V101H261ZM7 103V102H6ZM174 103H177L176 101L174 102ZM180 103V102H179ZM179 103H178V105H179ZM182 103V102H181ZM196 103V102H195ZM208 103H210V102H208ZM225 103H227V102H225ZM224 103V104H225ZM233 103V102H232ZM15 104V103H14ZM34 104V103H33ZM115 104V103H114ZM120 104H122V105H120ZM187 104V103H186ZM189 104H191V103H189ZM2 105V104H1ZM109 105V104H108ZM120 105V106H119ZM168 106H169V103L167 104ZM166 105V106H167ZM183 105V104H182ZM182 105H179V107L180 106H182ZM188 105V104H187ZM193 105V104H192ZM209 105V104H208ZM235 105V104H234ZM6 106V105H5ZM8 106V105H7ZM13 106V105H12ZM31 106V105H30ZM35 106V105H34ZM94 106V105H93ZM110 106V105H109ZM114 106V105H113ZM141 106V105H140ZM172 106H174V105H172ZM189 106V105H188ZM193 106H195V105H193ZM193 106H191V107H193ZM226 107H227V104L225 105ZM224 106V107H225ZM23 107V106H22ZM63 107V106H62ZM115 110L116 109H121V113H124V112H126V111H131V110H133L135 107H138V105H136L135 104V102H134V98H133V96H132V94H127V95H124V96H122L121 97V99H120V101H119V104L117 105V103H116V105H115ZM177 107V106H176ZM175 107V108H176ZM209 107H210V105H209ZM221 107V106H220ZM263 107V106H262ZM18 108V107H17ZM21 108V107H20ZM25 108V107H24ZM64 108V110L65 109H68V108H65V106L63 107ZM111 108V107H110ZM114 108V107H113ZM165 108H167V107H165ZM174 108V111L176 110ZM181 108H185V107H181ZM195 108V107H194ZM193 108V109H194ZM215 108V107H214ZM233 108V107H232ZM28 109V108H27ZM26 109V110H27ZM34 109V108H33ZM39 109V108H38ZM109 109V108H108ZM119 109V110H120ZM173 109V108H172ZM188 109V108H187ZM196 109V108H195ZM194 109V110H195ZM211 109V108H210ZM226 108H224V109H222V111L223 110H225ZM236 109V108H235ZM2 110V109H1ZM21 110V109H20ZM20 110H18V111H20ZM26 110H24L23 111V113L26 111ZM99 110V109H98ZM167 110H170V109H167ZM181 110H183V109H181ZM180 110V111H181ZM189 111L191 110V109H188ZM193 110V111H194ZM221 110V109H220ZM62 111H63V109H62ZM61 111V112H62ZM82 111V110H81ZM101 111V110H100ZM195 111H197V110H195ZM59 112H60V110H59ZM132 112V111H131ZM184 112H185V110H184ZM188 112V111H187ZM187 112H186V114H187ZM213 112H214V110H213ZM217 112V111H216ZM227 112V111H226ZM3 113V112H2ZM16 113V112H15ZM57 113V112H56ZM179 114H180V112H178ZM182 113V112H181ZM219 113H221V112H219ZM62 114V113H61ZM76 114V113H75ZM176 114H177V112H176ZM175 114V115H176ZM183 114V113H182ZM214 114H215V112H214ZM164 115V114H163ZM184 115V114H183ZM183 115H181V118L183 117ZM189 115V114H188ZM193 115V114H192ZM212 115V114H211ZM168 116V115H167ZM171 116V115H170ZM59 117V116H58ZM128 117H129V115H128ZM190 117V116H189ZM170 118V117H169ZM220 118V117H219ZM224 118V117H223ZM60 119V118H59ZM167 119H168V117H167ZM166 118H165V120H167ZM174 119V118H173ZM180 119V118H179ZM178 119V120H179ZM190 119V118H189ZM194 119V118H193ZM5 120V119H4ZM3 120V121H4ZM57 120V119H56ZM93 120V119H92ZM170 120V119H169ZM186 120V119H185ZM224 120H225V118H224ZM223 120V121H224ZM58 121V120H57ZM132 121V120H131ZM164 121V120H163ZM173 121V120H172ZM182 121V120H181ZM189 121V120H188ZM222 121V122H223ZM5 122V121H4ZM3 122V123H4ZM8 122V121H7ZM63 122V121H62ZM90 122V121H89ZM142 122V121H141ZM178 123H179V121H177ZM183 122V121H182ZM185 122V121H184ZM190 122V121H189ZM58 123H59V121H58ZM60 123H61V121H60ZM122 123V122H121ZM129 123V122H128ZM165 123V122H164ZM169 123H171V121H169ZM181 123V122H180ZM192 123V120H191V122H190V124ZM197 123V122H196ZM224 123V122H223ZM228 123V122H227ZM90 124V123H89ZM162 123H160V125H161ZM182 125H184L183 123H181ZM186 124H187V122H186ZM200 124V125H201ZM170 125V124H169ZM169 125H168V127L167 126H165L164 125V127H167V128H169ZM177 125V124H176ZM180 125V124H179ZM182 125H180V126H182ZM188 125V124H187ZM228 125V124H227ZM16 126H18V125H16ZM163 126V125H162ZM172 126V125H171ZM170 126V127H171ZM58 127V126H57ZM117 127V126H116ZM220 127V126H219ZM227 126H225V128H226ZM228 127H230V126H228ZM8 128H10V122L9 123H5V125H0V178H3L2 176H1V169H3L2 167H7L8 165H9V163H10V166H14V169L15 168H17V167H19V166H17L18 164L15 162L14 163V160H10V159H8L7 157H5V156H7V155H5V153H4V149L5 150H7V149H10L13 153L12 154H16L17 153V151L19 152V150H21V146L17 143V142H14V141H10L9 143H7V142H5L4 143V147H3V149H2V144L1 143H3V141H2V139H3V137L5 136V134L7 133V131H9L8 130ZM66 128V127H65ZM124 128V127H123ZM162 128V127H161ZM178 128H179V126H178ZM177 127H176V129H178ZM187 128H189V127H187ZM201 128V127H200ZM203 128L201 129V130H203ZM11 129V128H10ZM79 129V128H78ZM94 129V128H93ZM175 129V130H176ZM181 129H183L182 127H181ZM181 129H179V130H181ZM193 129H195L194 128V125H193ZM192 129V130H193ZM204 129V130H205ZM39 130V129H38ZM92 130V129H91ZM173 130V129H172ZM174 130V131H175ZM179 130L177 131V133L179 132ZM184 130V129H183ZM196 130V129H195ZM205 130V131H206ZM222 129L220 128V131H221ZM230 130V129H229ZM56 131V130H55ZM57 131H58V128H57ZM125 131V130H124ZM186 131V130H185ZM184 131V132H185ZM204 131V132H205ZM228 131V130H227ZM11 132V131H10ZM54 132V131H53ZM51 133L52 135L55 133ZM83 132V131H82ZM112 132V131H111ZM183 132V131H182ZM194 132V131H193ZM203 132V133H204ZM214 132V131H213ZM212 132V133H213ZM217 132V131H216ZM223 132H225V130H223ZM229 132V131H228ZM227 132V133H228ZM106 133H108V132H106ZM130 133V132H129ZM181 133V132H180ZM227 133H226V135H227ZM238 133V132H237ZM13 134V133H12ZM40 134V133H39ZM47 134V133H46ZM88 134V133H87ZM115 134V133H114ZM183 134V133H182ZM186 134V133H185ZM206 134L207 133H205V137L204 138H201L202 140L203 139H205V138H207V137H209V134H208V136L206 137ZM211 134V133H210ZM230 134V133H229ZM234 134V133H233ZM18 135V134H17ZM16 135V136H17ZM36 135V134H35ZM45 135V134H44ZM68 135V134H67ZM115 135H118V133L117 134H115ZM190 135V134H189ZM192 135V134H191ZM213 135V134H212ZM218 135V134H217ZM216 135V137L217 138H219V139H221V140H225V142L226 141H228V138L226 139V137H224L223 139L222 138H220V137H218ZM221 134H219V136H220ZM231 135V134H230ZM235 135V134H234ZM10 136V135H9ZM39 136H41V135H39ZM109 136V135H108ZM113 136V135H112ZM184 136L185 135H183V136H181V137H183V138H181L180 140H178V143H179V145H181V144H183L187 139H186V136H185V138H184ZM200 136V135H199ZM225 136V135H224ZM229 136V135H228ZM227 136V137H228ZM239 136H241V135H239ZM46 137H49V139H50V136H46ZM74 137H75V135H74ZM82 137V136H81ZM84 137V136H83ZM122 137V136H121ZM201 137V136H200ZM213 136H211V138H212ZM230 137V136H229ZM234 137V136H233ZM44 138V137H43ZM53 139H54V135H53V137H52ZM68 138V137H67ZM107 138V137H106ZM109 138V137H108ZM112 138H114V137H112ZM122 138H124V137H122ZM177 138H179V137H177ZM214 138H215V136H214ZM240 138V137H239ZM5 139V138H4ZM56 139V138H55ZM60 139V138H59ZM78 139H80V137H78ZM169 139V138H168ZM173 140H174V138H172ZM193 139V138H192ZM209 139V138H208ZM207 139V140H208ZM236 139V138H235ZM42 140V139H41ZM69 140H71L72 141V139H70L69 138ZM171 140V139H170ZM201 140V141H202ZM211 140H213V139H211ZM211 140H208V142L209 141H211ZM216 140H218V139H216ZM224 140L223 141H221L222 143H224ZM237 140H238V138H237ZM35 141H37V140H35ZM38 141H40V140H38ZM46 141H47V139H46ZM83 141H84V139H83ZM172 141V140H171ZM170 141V142H171ZM196 141V140H195ZM205 142H207L206 140H204ZM204 141H203V143H204ZM239 141H240V139H239ZM48 142V141H47ZM50 142V141H49ZM52 142V141H51ZM70 142V141H69ZM169 142V143H170ZM173 142V141H172ZM214 142V141H213ZM218 142V141H217ZM42 143H43V141H42ZM72 143V142H71ZM175 144L174 145H176V142H174ZM197 143V142H196ZM199 143V142H198ZM212 143V142H211ZM50 146H52V144L51 143H48ZM47 143H46V146L48 145ZM171 144V143H170ZM215 143H213V147L214 148H216L215 147V145H214ZM217 144V143H216ZM44 145V144H43ZM61 145V144H60ZM167 145H169L168 143H167ZM173 145V144H172ZM178 145V146H179ZM193 145V144H192ZM200 145V144H199ZM203 145V144H202ZM201 145V146H202ZM207 145V143H205L204 145H203V147L205 148V146ZM208 145H210V144H208ZM226 146H227V144H225ZM36 146V145H35ZM59 146V145H58ZM74 146V145H73ZM195 146V145H194ZM198 146V145H197ZM201 146H199L201 149H202V147ZM211 146V145H210ZM210 147L211 148V150H212V148L213 147ZM219 146V145H218ZM217 146V147H218ZM226 146H224V145H222V146H220V147H223V148H221V150H225V148H227ZM42 147V146H41ZM44 147H45V145H44ZM44 147H43V149H44ZM82 147V146H81ZM167 147V146H166ZM170 147V146H169ZM196 147V146H195ZM225 147V148H224ZM176 148V147H175ZM200 148H199V150H200ZM203 148V149H204ZM210 148H209V150H210ZM219 148V147H218ZM217 148V149H218ZM50 149H52L51 147H50ZM169 149V148H168ZM173 148H171V150H172ZM197 149H198V147H197ZM207 149V148H206ZM206 149H204V151L206 150ZM38 150V149H37ZM56 150V149H55ZM70 150H71V148H70ZM87 150V149H86ZM186 150H187V148H186ZM198 150V151H199ZM210 150V151H211ZM213 150H215L216 151V149H213ZM212 150V151H213ZM48 151V150H47ZM214 151V152H215ZM44 152H45V150H44ZM115 152V151H114ZM113 152V153H114ZM200 152H201V150H200ZM199 152V153H200ZM223 152H225V151H221V154L223 153ZM23 153H24V151H23ZM181 153V152H180ZM185 153V152H184ZM183 153V154H184ZM198 153V154H199ZM212 154H214L213 152H211ZM215 153H217V152H215ZM45 154H46V152H45ZM54 154V153H53ZM205 154H207V152L205 151ZM210 154V153H209ZM218 154V153H217ZM220 154V155H221ZM20 155V154H19ZM59 155V154H58ZM93 155V154H92ZM222 155H224V154H222ZM221 155V157L220 158H222V157H225V159H226V156L224 155V156H222ZM11 156V155H10ZM212 156V155H211ZM214 156V155H213ZM13 157V156H12ZM55 157H57V156H55ZM182 157H183V155H182ZM200 157V156H199ZM207 157H208V155H207ZM44 158V157H43ZM209 158V157H208ZM212 158V157H211ZM219 158V159H220ZM12 159H14V158H12ZM28 161H29V163H31L30 162V160L28 159V158H26ZM26 159H24V160H26ZM31 159V158H30ZM119 159V158H118ZM216 159H217V156H216ZM27 160H26V162L24 163V165H23V168L21 167V169H22V171H23V174L20 176V178H19V181L18 182H14V183H12L11 181H9V179H4L5 180V182H4V180H3V182H1L0 183V264H24V262H28V263H34V264H51L49 261H47V259H46V256L44 257L42 254H41V252H40V254H39V251H36V250H34L33 248L34 247H37V246H39V248H42L43 250H45V251H48V252H50L51 254H55V255H57V256H59V258L60 257H62L63 255H64V252H65V249L69 246V243H70V237H69V239L67 238V240H64L63 238L62 239H60V238H58L54 233L53 234H50V235H48V232H46V230H48V229H44L43 230V232H41V236H39L38 238H36V233L35 232H33V228L32 227H29L28 225H26L28 222H30V221H32L35 217V213H34V211H35V201H39L40 199H41V195L40 194H38V195H36L35 196V193H36V190H37V188L39 189V192L40 191H46L48 188H49V185L48 184H43V183H39V184H36L35 182H33L32 180L31 181H23V179L24 178H26V177H28V176H30V175H33L34 174V172H35V170H33L34 168H36L35 166H34V168L32 169L31 168V166L29 165V164H27ZM86 160V159H85ZM90 160H91V165H93L92 166V175H94L95 177L97 176V178L98 179H100V181L102 182V187L103 188H106L107 190L108 189H110V188H120V187H122V185H123V182H124V179L122 180V177L123 178H128V177H131L130 176V174H128V172H129V167H131L132 165H130L127 161H117L116 160V158H115V160L114 161H112V163H104V162H100V164H99V160H97V162H96V160H95V157H91L90 158ZM167 160V159H166ZM174 160V159H173ZM205 160V159H204ZM203 160V161H204ZM208 160V159H207ZM214 160L215 159H213V162H214ZM223 160H224V158H223ZM37 161V160H36ZM46 161V160H45ZM66 163H65V162ZM202 161V162H203ZM212 161V160H211ZM225 161V164L224 165H226V166H228L227 165V163H226V161H228V160H224ZM223 161V162H224ZM83 162V161H82ZM96 162V163H95ZM217 163L219 162L218 160L216 161ZM222 162V163H223ZM93 163H95V164H93ZM166 163H167V161H166ZM184 163V162H183ZM206 164V163H205ZM219 164V163H218ZM218 164H216V165H218ZM32 165V164H31ZM60 165V164H59ZM58 165V166H59ZM73 165H79V160H78V158L76 157V156H71V157H69V158H67L66 160H62L61 161V166L59 167V168H57V173L59 174V175H62L63 177H67L68 175L70 176H73V174H72V171H73V168H71V167H73ZM169 165L171 166V168H175L174 167V161H170V163H169ZM184 165V164H183ZM223 165V164H222ZM22 166V165H21ZM47 167V166H46ZM168 165H167V168L166 169H168ZM181 167V166H180ZM217 167V166H216ZM219 167V166H218ZM224 167V166H223ZM8 168V167H7ZM11 168V167H10ZM182 168V167H181ZM227 168V167H226ZM229 168V167H228ZM226 169V170H229V172L227 171V176H228V178H227V180L226 179H224V180H226V182L224 183L225 185V187H226V189H227V192H220V190H222V189H224V188H221V185H220V183H211L210 181L213 179H211L209 182H210V184L211 185H209V186H205V187H203V188H201V190H200V188H199V196H198V200H199V206H200V208H201V210H200V212L203 214V216H207V217H209V215H211L210 217L211 218H213V219H217V217L216 216H214L215 214H214V211H211V208H210V202L211 203H213V202H219L220 201V198H219V195H220V193H223V194H228V197L227 196H225V197H227V198H223L224 200L225 199H228L227 200V203L226 202H224L226 205H225V207H224V205L222 204V203H219V205H223L222 206V208H224V210H229L230 208H231V210H229V211H227V213H224V211H222L224 214H228L229 215V213H230V215H232L233 214V212L234 211H232V210H235V213H234V215L235 214H237V216H238V214H240L241 212L239 211V212H236V208H238V207H236V206H234L233 205V203H235V201H236V204L237 205H239L238 204V202L239 201H237V200H234V202L232 203V206L235 208V209H233V207L230 205V203H229V201L231 200L230 199V196H231V193H232V183H230V182H232V181H230L231 179H230V177H232V176H230L231 175V173H230V168L229 169ZM54 169V168H53ZM84 169V168H83ZM217 169V168H216ZM224 169V168H223ZM4 170V169H3ZM55 170V169H54ZM178 170V169H177ZM181 170V169H180ZM179 170V171H180ZM186 170V169H185ZM11 171H13L12 169H11ZM90 171V170H89ZM221 171H222V169H221ZM225 171V170H224ZM223 171V172H224ZM14 172V171H13ZM75 172V171H74ZM80 172V171H79ZM91 172V171H90ZM172 172V171H171ZM175 172V171H174ZM215 171H213V173H214ZM218 172H219V174H220V171L218 170ZM61 173V174H60ZM212 173V174H213ZM216 173H217V171H216ZM224 173H226V172H224ZM37 174H39V173H37ZM89 174V173H88ZM184 174H186V172L184 173ZM210 174V173H209ZM76 175V174H75ZM133 175V174H132ZM170 175H172V173L170 174ZM14 176V175H13ZM211 176H213V175H211ZM214 176H215V174H214ZM220 175H218V177H219ZM224 176H225V174H224ZM32 177V176H31ZM36 177V176H35ZM82 177V176H81ZM185 177V176H184ZM183 177V178H184ZM217 177V176H216ZM70 178V177H69ZM170 178V177H169ZM179 178V177H178ZM186 178V177H185ZM224 178H226V177H224ZM67 179V178H66ZM209 179V178H208ZM215 179V178H214ZM213 179V182H215V180ZM29 180H30V178H29ZM37 180V179H36ZM70 180H71V178H70ZM91 180V179H90ZM221 179H219L218 181H220ZM223 180V181H224ZM45 181V180H44ZM170 181H171V179H170ZM181 181H182V179H181ZM193 181V180H192ZM222 181V182H223ZM37 182V181H36ZM100 182V183H101ZM189 181L188 180H185V183H188ZM208 182V181H207ZM207 182H205L206 184H207ZM45 183V182H44ZM51 183H54V182H51ZM99 183V184H100ZM178 183V182H177ZM183 183V182H182ZM197 183V182H196ZM3 184V185H2ZM181 184V183H180ZM191 184V183H190ZM193 184V183H192ZM223 184V183H222ZM182 186L184 185V184H181ZM186 185V184H185ZM196 186V185H195ZM51 187V186H50ZM59 187V186H58ZM53 188V187H52ZM65 188V187H64ZM180 188V187H179ZM193 188V187H192ZM60 189H62V188H60ZM66 189V188H65ZM188 189H190V188H188ZM187 189V190H188ZM197 189V188H196ZM63 190V189H62ZM180 190V189H179ZM193 190V189H192ZM191 190V191H192ZM49 191H50V189H49ZM51 191H53V190H51ZM49 192V193H52V192ZM64 191V190H63ZM62 191V192H63ZM194 191V190H193ZM192 191V194H194V192ZM233 191H234V189H233ZM184 192V191H183ZM195 192H197V191H195ZM48 193V192H47ZM185 193V192H184ZM183 193V194H184ZM187 193H190V192H187ZM191 194V193H190ZM190 194H187V196H189ZM183 196V195H182ZM193 196V195H192ZM221 196V195H220ZM224 196H222V197H224ZM184 197H186V196H184ZM43 198H44V196H43ZM49 198V197H48ZM79 198V197H78ZM89 198V197H88ZM124 198V200L127 198V195L125 194V195H122V196H120V195H118V197H117V199H116V201H117V210H120L121 209V207H120V205H121V202H122V199ZM247 198V197H246ZM245 198V199H246ZM34 199V201L33 202H31V200H33ZM128 199V198H127ZM218 199H219V201H218ZM223 199H221V200H223ZM244 199V200H245ZM23 200H26L27 201V203L26 204H23L22 206H21V209H18L19 207H18V202L19 201H23ZM46 200H48V199H46ZM93 200H95V198H93ZM93 200H91V201H93ZM81 201V200H80ZM87 201V200H86ZM226 201V200H225ZM232 201H233V198H232ZM246 201V200H245ZM40 202V201H39ZM48 202H50V201H48ZM74 202V201H73ZM90 202V201H89ZM196 202V201H195ZM41 203V202H40ZM55 203V202H54ZM63 203V202H62ZM240 203V202H239ZM36 204H38L37 202H36ZM241 204V203H240ZM45 205V204H44ZM53 205V204H52ZM196 205V204H195ZM212 205H214V204H212ZM54 206V205H53ZM56 206V205H55ZM190 206H191V204H190ZM193 206V205H192ZM215 206V205H214ZM245 206V205H244ZM46 207V206H45ZM58 207V206H57ZM196 207V206H195ZM227 207V208H226ZM240 207V206H239ZM242 207V206H241ZM240 207V210L242 211V208ZM55 208V207H54ZM190 208V207H189ZM188 208V209H189ZM218 208V207H217ZM226 208V209H225ZM45 209V208H44ZM198 209V208H197ZM215 209V208H214ZM55 210V209H54ZM61 210V209H60ZM98 210V209H97ZM123 210V209H122ZM190 210V209H189ZM216 210H218V209H216ZM238 210H239V208H238ZM99 211V210H98ZM97 211V212H98ZM196 211V210H195ZM225 211V212H226ZM97 212H95L94 210H86L85 211V213H83V218H81L80 216L81 215H78L76 212L74 213L73 212V214H71L68 218H65L64 216V218L65 219H62V218H59V220H58V222H59V224L61 223V224H63L64 225V227H66V228H71L72 230H73V232H77V235L78 234H80V231H81V229L84 227V226H91V225H93L95 222H97V221H100V220H102V219H105V218H107L108 220H113V218H115V223L117 222H119V220L121 221L123 218L118 214L117 215V213L115 212V211H113V212H110V213H101V212H99V214L97 213ZM104 212V211H103ZM181 212V211H180ZM217 212V211H216ZM231 212H232V214H231ZM81 213V212H80ZM187 213H189V211L187 212ZM222 213V214H223ZM242 213H243V211H242ZM66 214V213H65ZM185 214V213H184ZM190 214V213H189ZM223 214V215H224ZM59 215V214H58ZM57 215V216H58ZM262 215V214H261ZM192 216H194V215H192V214H190V215H187V217L186 218H190V219H192ZM225 216V215H224ZM236 216V215H235ZM235 216H234V218H235ZM237 216H236V218L235 219H237ZM223 217V216H222ZM243 218V217H242ZM56 219V218H55ZM129 219V218H128ZM131 219V218H130ZM129 219V220H130ZM202 219H203V217H202ZM235 219H233V218H231V217H228L227 218V221L225 220V224H227L226 226L228 227V228H230L231 229V231H232V233H234L235 234V236H236V238H235V240L233 239L232 240V238H230V234L229 235H227V234H225V233H223V234H221V235H219L216 239H215V244L217 243V247H219L220 246V249L217 251V250H215V249H213L212 247H209L208 248V250H207V255L205 256L206 257V260H203V259H200V260H196V261H193V260H190V261H188L186 258H185V256L187 255V254H189L188 252H192V250H193V246H192V244L190 243V246H183V244H182V247L181 248H177V250L174 252V254H173V257L175 258V260L173 261V263H176V264H213L214 263V261L216 262L215 264H263L264 262H263V257H262V254H261V247H263V246H259V244L257 243L256 244V242H257V240H255V241H253L254 242V244L255 245H258L259 247H260V249H258L259 247H256L254 244H253V242H252V240L250 239V238H248L247 236H245V230H244V228L240 225V224H243V223H241L240 221H241V219H237L239 222H240V224H238L237 222H236V220ZM24 220H26L27 222H26V224H23L25 221ZM41 220V219H40ZM128 220V221H129ZM132 220V219H131ZM188 220V219H187ZM200 220V219H199ZM243 220V219H242ZM264 220V219H263ZM262 220V221H263ZM123 221H125L124 219H123ZM214 221V220H213ZM218 221V220H217ZM262 221H260V222H262ZM43 222V221H42ZM122 222V221H121ZM188 222H192L191 220L190 221H188ZM202 223V222H201ZM205 223V222H204ZM246 223V222H245ZM263 223V222H262ZM217 224V223H216ZM192 225V224H191ZM206 225V224H205ZM213 225V224H212ZM258 225H260V224H258ZM263 225V224H262ZM28 226V227H27ZM204 226V225H203ZM246 228L248 227L247 225L245 226ZM19 228L21 229L19 232H20V237L19 238H16L15 236H14V232L18 229L19 230ZM91 228V227H90ZM146 229V228H145ZM145 229H144V231H145ZM188 229V228H187ZM191 229V228H190ZM200 229V228H199ZM219 229V228H218ZM227 229V228H226ZM226 229H225V232H226ZM264 229V228H263ZM18 230H17V232H18ZM189 230V229H188ZM262 230V229H261ZM194 231V230H193ZM258 231V230H257ZM264 231V230H263ZM262 231V232H263ZM196 232V231H195ZM258 232H261V231H258ZM262 232L260 233L261 234V236L264 234H262ZM52 233V232H51ZM94 233V232H93ZM97 233V232H96ZM130 233V232H129ZM202 233V232H201ZM249 233V232H248ZM248 233H246V234H248ZM253 233V232H252ZM19 234V233H18ZM234 234H231V236L232 235H234ZM255 234V233H254ZM258 234V233H257ZM108 235H109V237L110 236H112V238H111V242H110V244L112 245V247H111V245L109 244V246L112 248V250H115L116 248H119V247H122V248H124V250H126L127 248L126 247H129L130 246V243L133 241H135V239H136V237H135V233L133 234V233H131V235H129L128 236V234H127V236L126 235H124V236H122L123 238L122 239H118L119 240V243L116 241L117 240V231L116 232H113V231H111V230H109L108 231ZM177 235V234H176ZM203 235V234H202ZM178 236H179V234H178ZM177 236V237H178ZM198 236V235H197ZM104 237V236H103ZM118 237H119V235H118ZM154 237L155 236H153V234L152 233H148L146 236H145V240H147V241H150V242H153V240H154ZM177 237L175 238V239H177ZM202 236H200V238H201ZM216 237V236H215ZM260 237V236H259ZM162 238V237H161ZM163 239V238H162ZM178 239H180L181 241H183V239L182 238H178ZM207 239V238H206ZM255 238H253V240H254ZM257 239H259L258 237H257ZM140 240V239H139ZM169 240V239H168ZM173 240V239H172ZM180 240H179V242H180ZM208 240V239H207ZM212 240H214V239H212ZM115 241L118 243H115ZM141 241V240H140ZM160 241V240H159ZM174 241V240H173ZM260 241H261V239H260ZM114 242V244H112ZM170 242V241H169ZM168 242V243H169ZM159 243V242H158ZM178 243V242H177ZM181 243V242H180ZM179 243V244H180ZM183 243H184V241H183ZM188 243V242H187ZM195 243H196V241H195ZM199 243V242H198ZM260 243V242H259ZM161 244V243H160ZM163 244V243H162ZM165 244V243H164ZM189 244V243H188ZM156 245V244H155ZM169 245V244H168ZM108 246V247H109ZM159 246V245H158ZM161 246V245H160ZM165 246V245H164ZM175 246H178L177 244L175 245ZM244 247V249L245 250H247L246 252L248 253V255H246V256H248V257H243L242 258V256H240L241 255V250H239V248L240 247ZM179 247V246H178ZM158 248V247H157ZM160 248V247H159ZM170 248H172V247H170ZM174 248H176V247H174ZM195 248V247H194ZM129 249V248H128ZM131 249V248H130ZM161 249V248H160ZM159 249V250H160ZM169 249V248H168ZM164 250V249H163ZM162 250V251H163ZM197 250V249H196ZM239 250V251H238ZM244 250V251H245ZM132 251V250H131ZM134 251V250H133ZM194 251V250H193ZM201 251V250H200ZM263 251V250H262ZM43 252V251H42ZM116 252V251H115ZM167 252V251H166ZM123 253V252H122ZM129 253V252H128ZM143 253V252H142ZM162 253V252H161ZM67 254V253H66ZM65 254V255H66ZM91 254H93V253H91ZM45 255V254H44ZM170 255V254H169ZM172 255V254H171ZM196 255V254H195ZM90 256L91 255H87V259H89L90 258ZM130 256H133V255H130ZM129 256V257H130ZM53 257H54V255H53ZM70 257V256H69ZM172 257V256H171ZM191 257V256H190ZM48 258V257H47ZM54 258H56V257H54ZM58 258V257H57ZM64 258V257H63ZM66 259V258H65ZM60 260H62V259H60ZM93 260V259H92ZM95 260V259H94ZM59 261V260H58ZM68 261V260H67ZM98 261V260H97ZM133 261H135V260H133ZM53 262V261H52ZM56 262V261H55ZM63 262V261H62ZM64 262H66V261H64ZM85 262H87V261H85ZM97 263V262H96ZM57 264V263H56ZM63 264V263H62ZM68 264H69V262H68Z\"/></svg>",
    "mask_w": 264,
    "mask_h": 264
}]
</instances>
